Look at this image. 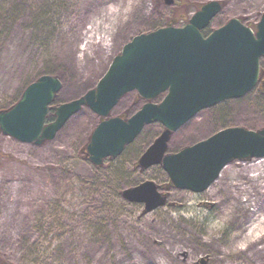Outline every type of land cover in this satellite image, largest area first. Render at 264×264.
Segmentation results:
<instances>
[{"label": "rangeland", "instance_id": "obj_1", "mask_svg": "<svg viewBox=\"0 0 264 264\" xmlns=\"http://www.w3.org/2000/svg\"><path fill=\"white\" fill-rule=\"evenodd\" d=\"M222 1L225 6L211 21L210 31L231 18H241L255 30L264 13V0ZM109 8L121 10L117 20L106 15ZM194 12L191 9L190 15ZM171 16L170 6L161 0H0V110L13 105L24 88L43 74L57 75L62 82L52 105L78 98L96 85L112 58L134 35L164 26ZM90 37L92 42L86 43ZM260 70L264 82V58ZM136 96V91L127 93L111 115L136 112L145 102L135 104ZM97 123L98 116L83 107L54 139L40 146L0 133L3 264L93 263L99 251L103 260L125 264L136 251L114 234L130 224L146 228L154 223L157 229L162 215H169L176 223L174 228L169 226L175 237L186 230L191 241L188 247L174 244L171 253L184 264H208L210 253L200 251L199 244V240L209 241L204 231L215 232L223 252L227 251L224 243L234 233L235 223L226 221L222 214L228 209L233 216L232 210L218 203L229 198V187L242 198L246 197L243 190L247 191L264 209V188L244 187L240 173H250L256 169L252 163L264 157L232 161L202 192L166 188L163 186L169 178L160 165L146 170L137 165L140 155L161 132L159 123L145 126L119 156L106 158L96 167L85 158L82 148ZM227 127H264V86L259 84L240 98L199 111L173 133L167 152H176ZM146 180L153 181L168 197L164 206L143 213L144 204L127 201L122 191ZM260 184L264 185V179ZM211 203L217 206L210 208ZM235 218L245 226L251 215L241 211ZM114 250L117 255H113Z\"/></svg>", "mask_w": 264, "mask_h": 264}, {"label": "water", "instance_id": "obj_2", "mask_svg": "<svg viewBox=\"0 0 264 264\" xmlns=\"http://www.w3.org/2000/svg\"><path fill=\"white\" fill-rule=\"evenodd\" d=\"M170 6L175 0H161ZM224 2L209 0L184 26L170 20L166 26L134 35L112 58L93 88L78 98L52 105L62 88L57 75L43 74L29 83L19 99L0 110V133L23 143L51 141L68 119L87 107L99 117L84 148L85 158L100 167L106 158L119 156L142 129L159 123L161 132L140 155L141 170L160 165L173 187L192 192L206 190L221 170L234 160L264 157V127L249 130L227 127L176 152H167L174 132L199 111L244 96L261 80L264 58V13L255 31L231 18L203 36ZM136 91L143 105L129 117L112 116V109L127 93ZM162 99L153 102L159 96ZM49 110L54 120L46 123ZM151 180L124 189L129 202L143 203V213L164 206L168 194Z\"/></svg>", "mask_w": 264, "mask_h": 264}, {"label": "bare ground", "instance_id": "obj_3", "mask_svg": "<svg viewBox=\"0 0 264 264\" xmlns=\"http://www.w3.org/2000/svg\"><path fill=\"white\" fill-rule=\"evenodd\" d=\"M120 13L121 10L119 8H109L106 15L117 20ZM97 22L100 21L98 20ZM112 27L107 33L111 32ZM87 42H92V38L90 37L86 43ZM97 42H100V40ZM263 160L264 159H260L252 163V166L256 167V169H253L250 173L240 171L244 187L253 189L254 186L256 187L259 185L261 189L264 188V185L262 186L260 184L261 180L264 179ZM229 189V198H225L221 202H218L219 204L223 203V205L231 209L234 214L232 216L228 209H226L225 212L222 211L226 221L235 223L234 233L226 240V243H224L227 251L223 252L220 250L218 247L220 245L218 242L219 239L215 238V232L211 230L204 231L209 241L199 240L200 251H208L210 253L208 264H264V209L257 204V201L251 194L247 193V191L243 190L246 197L242 198L238 193L232 194L230 187ZM215 206H217L216 203L210 204V208H214ZM241 211H247V213L251 215L248 225L244 226L235 222V215ZM158 224L159 228L157 229H155L154 223H152L150 227L146 226V228L130 224L127 228L119 230L117 234H114L116 239L121 238L126 240V245H131L136 251L135 256H132L125 264H184L183 261H179L177 256L171 253V247H173L174 244L188 247L191 244L189 234L184 230L182 231L183 237L180 234L179 237H175L176 232L172 233L169 226L174 228L176 223L172 221L169 215H162L159 218ZM153 237L160 239L152 240ZM187 254L189 255V253ZM113 255H117L115 250L113 251ZM66 264L112 263L103 260V255L100 254L99 251L93 263L73 261Z\"/></svg>", "mask_w": 264, "mask_h": 264}, {"label": "trees", "instance_id": "obj_4", "mask_svg": "<svg viewBox=\"0 0 264 264\" xmlns=\"http://www.w3.org/2000/svg\"><path fill=\"white\" fill-rule=\"evenodd\" d=\"M198 6H199V3H193V2H191V1H189V0H185L183 3H181V1L180 2H177V3H175L173 6H171L170 8H171V11H172V16L171 17H173L175 20H176V23L177 24H179V25H183V24H185L186 22H187V20L189 19V17H190V10L191 9H194L195 11L198 9ZM178 11V14H176V12ZM209 32H210V29H209V27L208 28H206V29H204L203 31H202V34L204 35V36H206L207 34H209ZM261 89V88H260ZM140 101H142V100H140L139 98H138V96H136L135 97V104H137V103H139ZM120 102V101H119ZM12 106V105H11ZM9 108V107H8ZM122 114H124V115H128V113L127 112H124V113H122ZM54 119V113H53V111L50 113H48V115H47V118H46V120L48 121V122H50V121H52ZM172 137V136H171ZM86 146V145H85ZM84 148L85 147H83L82 148V150L85 152V150H84ZM85 154V153H84ZM4 262H3V260H0V264H3Z\"/></svg>", "mask_w": 264, "mask_h": 264}, {"label": "flooded vegetation", "instance_id": "obj_5", "mask_svg": "<svg viewBox=\"0 0 264 264\" xmlns=\"http://www.w3.org/2000/svg\"><path fill=\"white\" fill-rule=\"evenodd\" d=\"M180 1H181V3H183L185 0H175V1H174V4L177 3V2H180ZM258 87H259V86H258ZM259 88H260V87H259Z\"/></svg>", "mask_w": 264, "mask_h": 264}]
</instances>
